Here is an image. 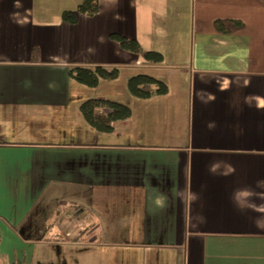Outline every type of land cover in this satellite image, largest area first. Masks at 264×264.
Returning <instances> with one entry per match:
<instances>
[{
	"label": "crops",
	"instance_id": "crops-1",
	"mask_svg": "<svg viewBox=\"0 0 264 264\" xmlns=\"http://www.w3.org/2000/svg\"><path fill=\"white\" fill-rule=\"evenodd\" d=\"M81 2L0 0V264H264V0ZM85 100L130 116L98 131Z\"/></svg>",
	"mask_w": 264,
	"mask_h": 264
},
{
	"label": "trees",
	"instance_id": "trees-1",
	"mask_svg": "<svg viewBox=\"0 0 264 264\" xmlns=\"http://www.w3.org/2000/svg\"><path fill=\"white\" fill-rule=\"evenodd\" d=\"M99 6L97 0H82L77 6L76 12L84 15H94L98 12ZM74 11H64L62 19L66 22L75 21ZM234 25H241L240 21H230ZM216 28L224 29V23L215 20ZM110 37L118 42L122 49L133 53H140L144 62L150 64H160L163 61L161 53L152 50H142L134 38H128L118 33H111ZM69 76L76 82L87 87L94 88L102 80H114L119 75V69L116 66H105L97 64L94 66L76 65L69 69ZM127 89L131 95L138 98H150L152 96L163 95L167 92V86L160 80L146 74H134L127 80ZM106 111L97 110L93 102L85 100L80 105V112L88 124L101 132L111 130V123L116 120L126 119L130 116V109L127 105L119 102L109 101Z\"/></svg>",
	"mask_w": 264,
	"mask_h": 264
}]
</instances>
